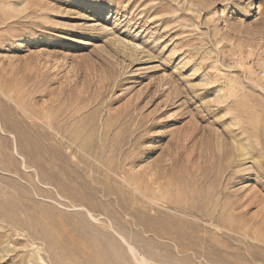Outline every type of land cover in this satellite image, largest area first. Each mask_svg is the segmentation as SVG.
Returning <instances> with one entry per match:
<instances>
[{
    "label": "rangeland",
    "instance_id": "obj_1",
    "mask_svg": "<svg viewBox=\"0 0 264 264\" xmlns=\"http://www.w3.org/2000/svg\"><path fill=\"white\" fill-rule=\"evenodd\" d=\"M141 261L264 264V0H0V264Z\"/></svg>",
    "mask_w": 264,
    "mask_h": 264
},
{
    "label": "bare ground",
    "instance_id": "obj_2",
    "mask_svg": "<svg viewBox=\"0 0 264 264\" xmlns=\"http://www.w3.org/2000/svg\"><path fill=\"white\" fill-rule=\"evenodd\" d=\"M76 137H77V136H76ZM76 137H74V138L76 139V142H77V139H78V138H76ZM68 139H69V138H68ZM75 139H74V140H75ZM70 140H71V138H70ZM71 141H72V140H71ZM71 141H70V142H71ZM70 142H69V143H70ZM69 143H68V144H69ZM240 143H241V142H240ZM240 143L237 142V145H235V142H234V145H235V149H237V150H236L237 153H238V150H239V151H240V154H241V151L244 152V149H245V152H246L247 149H246L244 146H242V143H241V144H240ZM70 144H73V143H70ZM74 144H75V143H74ZM256 145H257V144H256ZM77 147H78V145H77ZM83 147H84V146H83ZM81 149H82V148H81ZM79 150H80V146H79ZM82 151H84V148H83ZM243 152H242V153H243ZM244 154H245V153H243V155H244ZM246 154H247V152H246ZM246 154H245V156H246ZM248 154H249V153H248ZM241 155H242V154H241ZM241 157H242V156H241ZM243 157H244V156H243ZM251 175H252V174H251ZM123 182H124V181H123ZM125 183H126V182H125ZM127 183H128V182H127ZM127 185H130V184H127ZM136 190H137V189H136ZM158 195H159V194H158ZM150 197H152V196H150ZM147 199H148V198H147ZM150 200H152V202H156L155 199L150 198ZM150 203H151V202H150ZM150 203H149V204H150ZM159 203H160V202H159ZM159 203H158V204H159ZM152 204H153V203H152ZM154 205H155V203H154ZM179 205H180V204H179ZM149 206H150V205H149ZM157 206H158V205H157ZM159 206H160V205H159ZM151 207H152V206H151ZM152 208H153V207H152ZM177 208H178V207H177ZM145 209H146V208H145ZM173 209H174V208H173ZM151 210H152V209H151ZM169 210H170V209H169ZM175 210H178V209H175ZM173 211H174V210H173ZM180 211H182V209L179 210V212H176V213H180ZM184 211H185V210H184ZM184 211H183V212H184ZM180 214H182V212H181ZM147 215H148V214H147ZM184 216H185V213H184ZM147 219H148V218H147ZM150 219H153V218H150ZM153 221H154V220H153ZM150 222H151V221H150ZM150 222H149V223H150ZM155 222H156V221H155ZM157 222H158V221H157ZM147 223H148V222H147ZM147 223H145V224H147ZM149 223H148V225H146L145 228L148 229V230H151V229H153V227H152V224L150 225ZM159 224H160V226L162 227L161 223H159ZM159 224H157V225H159ZM164 225H165V224H164ZM164 227H165V226H163L162 228H164ZM159 228H160V227H159ZM162 228H161V229H162ZM156 229H158V228H156ZM165 229H166V228H165ZM153 230H154V229H153ZM167 230H170V229L167 228ZM173 230H174V229H173ZM219 230H220V229H219ZM155 231H156V230H155ZM157 231H158V230H157ZM159 231H160V230H159ZM165 231H166V230H165ZM147 233H148V232H147ZM150 233H151V232H150ZM152 233H153V232H152ZM165 233H167V231H166ZM174 233H176V232L174 231ZM178 233H179V232H178ZM161 234H162V233H161ZM146 235H147V234H146ZM168 236H169V235H168ZM164 245H165V244H164ZM141 262H142L141 264H147L146 261H145V262L141 261Z\"/></svg>",
    "mask_w": 264,
    "mask_h": 264
}]
</instances>
